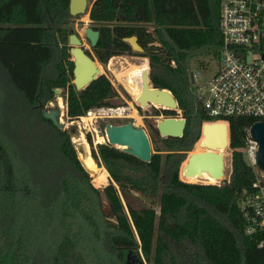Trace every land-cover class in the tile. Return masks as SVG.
I'll use <instances>...</instances> for the list:
<instances>
[{
    "label": "trees",
    "instance_id": "trees-1",
    "mask_svg": "<svg viewBox=\"0 0 264 264\" xmlns=\"http://www.w3.org/2000/svg\"><path fill=\"white\" fill-rule=\"evenodd\" d=\"M69 5L70 0H0V110L11 118L6 131L0 126V264L29 262L22 234L15 237L13 232L24 229L17 224L23 222L22 208L32 199L37 209L45 181L42 173L51 177L46 206L54 226L50 264H125L128 255L147 264H264V245L260 247L264 234L245 235L246 220L238 205L255 182L243 150L247 130L257 120L228 119L230 172L223 185L192 183L218 182L200 176L183 177L185 182L180 176L203 125L215 122L196 100L187 59L205 50L217 53L221 47V0L92 2L89 19L100 33L93 48L99 63L106 66L112 58L131 52L124 39L137 37L144 52L136 55L149 59L151 86L171 91L187 120L182 138L161 140L166 150L157 145V127L149 126L156 151L149 163L110 143L94 146L88 135L92 157L111 177L104 188L108 210L101 209L102 203L98 209L100 192L93 187L68 131L43 116L58 98L56 90H63L66 117L72 121H85L83 117L95 108H114L111 101L119 97L104 74L84 90L76 89ZM147 59L144 71L132 75L140 82L149 68ZM162 114L178 115L156 110L155 115ZM28 158L36 169L33 176L25 165ZM107 171L95 176L100 183L107 180ZM133 191L154 200L158 211L136 209L129 202L125 207L122 194L127 199Z\"/></svg>",
    "mask_w": 264,
    "mask_h": 264
},
{
    "label": "rangeland",
    "instance_id": "rangeland-1",
    "mask_svg": "<svg viewBox=\"0 0 264 264\" xmlns=\"http://www.w3.org/2000/svg\"><path fill=\"white\" fill-rule=\"evenodd\" d=\"M93 1L94 0H91L89 4V8L87 9L85 14L78 15L76 17H71L68 28L74 30L75 34L83 39L84 48H86L95 58L93 53V48L91 47L90 42L86 39V35H85L86 29L91 27L89 12ZM69 47L71 46L69 45ZM136 54H141V53L131 48V52L123 56H116L112 58L111 60H109L106 66L101 65L99 61L95 58V61L97 62V65L101 69L102 74L106 75L113 83V86L119 91V97L114 98L111 101L114 108L117 107V108L130 109L124 114L123 119L99 117L100 114H96V115L93 114L91 116L83 117L85 121H83L82 118L72 121L66 117L67 106L65 104L64 98L62 97L63 90H59L60 94L58 95L57 99L58 101L62 99L65 107V110L63 112L62 122L65 124V128H66L65 130H67L69 135L71 136L72 143L73 142L75 143V146L77 147L78 150L83 149L84 144L78 146L75 140L80 139L82 135L84 136L85 141L86 142L88 141V143H89V139H88V135H89L91 140L93 141L94 146H97L98 144H107L109 143L105 132V128L107 124L122 125L127 123H133L135 127L145 129L150 137L153 148V142L151 139V131L149 126L157 127L158 123H160L164 118H167L168 116H165L164 114L160 116L155 115L156 110H162V108H157L155 106H141V104L139 105L135 101L138 100L140 95L131 92L133 94L132 97L125 88L124 84L126 80H128L132 75H135L137 71L138 73L139 72L142 73L144 71L143 70L145 63L144 59L147 58L137 56ZM147 61H148L149 73H150L149 59H147ZM219 65L220 64H219L218 54L212 50H205L199 53L191 54L188 57L187 66L190 73H195L196 75L201 73V76L197 79V82L192 85V89L195 97L198 96L199 88H204L206 84L215 76V74L219 70ZM52 68L53 66L51 65L50 69ZM203 98L206 99V96H203ZM48 107L55 108V105L54 103L50 102ZM3 111L4 110H0V126L1 129L5 128L6 131V129H8L7 127L11 126V122H10L11 118H5L9 114L8 112H3ZM176 112L178 113V115L175 117L184 118L179 108ZM156 136H157L156 141L158 147L161 148V150H166L161 144V140L163 139V137H161L160 134ZM100 137L103 138L102 142L98 141ZM203 140L204 137L201 131L200 139L195 144L193 150L188 153L187 155L188 157L190 156L191 153H202L208 151L207 149L201 147V143L203 142ZM113 147L117 148L116 146ZM90 148L92 154L91 145ZM117 149L122 150L123 148H117ZM221 151L223 150H219V152ZM153 153H156L154 149H153ZM162 154H166V153L162 152ZM78 157H79V153H78ZM230 158H231V152L229 148L227 149V151H225L226 175L219 182H208L202 180L201 181L195 180L193 182L192 181L190 182L204 183V184L218 183L223 185L229 179ZM187 160L183 163L181 167V172L187 165ZM25 165L27 167L28 172L33 176L34 171L36 173V169H33L32 159L28 158L27 163H25ZM100 169L102 170L105 169L107 171L105 167H100ZM88 173L92 178L93 187L100 192L101 197L98 196L97 198V204H99L98 209L100 208L101 206L100 204L102 203L101 209L108 210L109 202L105 198L104 188L111 183V177L109 172H108L107 180L103 181L102 183L98 181V179L96 178L97 176L95 177L90 172ZM44 176H45V181H43L42 183L43 185L39 193V197L35 202L37 209H35V207L33 206V199H32L30 203L27 204L26 208L23 207L25 210L22 208V215L21 214L20 215L23 216V222L17 224V227H21V228L23 227L24 229L20 232L19 230L20 228H17V231L15 230V232H13L14 233L13 235L15 237H19V233L22 234L23 237L22 244L25 249V255H27L28 257L27 259L29 260V262L27 261V264H50V262L52 261L51 257L54 248L52 242L54 237V226H51L50 221L52 217L50 215V212L47 211V207H46L49 198L48 184L50 182L51 177L42 173L41 177L43 178ZM180 176L181 179L184 180L182 178V175ZM205 179H209V178L206 177ZM127 199L122 194V200L125 207L127 206L128 202L136 209L156 207V204L153 203L154 200L134 191L129 192L127 194ZM41 209L43 211H41ZM156 209L158 211V207H156ZM3 210H4L3 213H6L8 211L6 210L5 207H3ZM35 214H37V216L36 218H33V215ZM109 221L114 224L116 223V221L111 218H109ZM145 263L147 264L146 261ZM98 264H101V262H98Z\"/></svg>",
    "mask_w": 264,
    "mask_h": 264
},
{
    "label": "built area",
    "instance_id": "built-area-1",
    "mask_svg": "<svg viewBox=\"0 0 264 264\" xmlns=\"http://www.w3.org/2000/svg\"><path fill=\"white\" fill-rule=\"evenodd\" d=\"M219 29V70L204 88H199L196 100L215 119L214 123L229 127L230 118L264 121V0H221ZM200 76L201 73L195 74V83ZM118 109L95 108L87 116L123 119L124 115L119 117L116 113L106 115ZM250 130L251 127L243 152L254 170L255 182L252 190L239 198L238 205L246 220L245 235L254 236L264 234V172L258 165L259 145Z\"/></svg>",
    "mask_w": 264,
    "mask_h": 264
},
{
    "label": "water",
    "instance_id": "water-1",
    "mask_svg": "<svg viewBox=\"0 0 264 264\" xmlns=\"http://www.w3.org/2000/svg\"><path fill=\"white\" fill-rule=\"evenodd\" d=\"M95 1V0H94ZM91 0H70V15L76 17L85 14L89 8ZM86 39L90 42L92 48L97 47L100 33L89 27L85 31ZM131 48L140 53L144 49L140 46L137 37L125 38ZM70 54L74 61V85L76 89L84 90L89 84L98 79L102 74L95 58L86 53L83 42L76 35L72 34L69 38ZM191 84H195V74L190 73ZM142 90L138 102L142 106H152L159 104L163 110L177 111L179 103L171 91L166 89L153 88L149 77V68L145 70L142 78ZM60 94L59 90L55 91ZM55 108L46 107L43 110V116L50 120L59 129L65 130V124L62 122V113L58 107V99H55ZM187 126L185 118L167 117L157 125V130L165 142L169 138H182ZM106 137L112 146H123V151L138 158L143 162H151L153 148L150 137L145 129L137 128L133 123L122 125L107 124ZM251 137L259 145L258 147V165L264 172V121L256 122L251 126ZM204 138L201 147L207 149V152L191 153L187 160V166L183 169V177L203 176L209 174L218 182L225 177L226 160L225 151L230 148L229 127L224 123H205L202 129ZM219 150H223L219 152ZM81 162V160H80ZM82 164V162H81ZM84 167V165L82 164ZM85 168V167H84ZM86 170V169H85ZM87 171V170H86ZM126 264H146L145 260L137 256L128 255L125 258Z\"/></svg>",
    "mask_w": 264,
    "mask_h": 264
},
{
    "label": "bare ground",
    "instance_id": "bare-ground-1",
    "mask_svg": "<svg viewBox=\"0 0 264 264\" xmlns=\"http://www.w3.org/2000/svg\"><path fill=\"white\" fill-rule=\"evenodd\" d=\"M124 86H126V88L130 92L140 94L143 85H142V82H140L139 80H137L136 78H134L133 76H131L128 80L125 81ZM152 106H155L157 108H162L159 104H153ZM58 107L60 108L61 113H62V117H61V120H62V118H63V112L65 110L64 103H63L62 99H60L58 101ZM129 110L130 109H128V108H119L116 111H114V110L109 111L108 113H106V115H110V114L112 115V114H115L116 113V114H118L119 117H121V115L123 116ZM91 115H93V114H91ZM75 141H76V143H77L78 146H80L81 144H84L83 145L84 148L78 150L77 147L75 146V143L73 142L76 150L79 153V159L81 160V162L84 165L85 169L88 172H90L93 176H97L102 169H100V167L97 165L96 161L92 157L91 148H90V145H89L88 141L87 142L85 141V138H84L83 135L81 136L80 139H76ZM98 141L99 142H102L103 141V138L100 137ZM116 147L117 148H124L123 146H119V145H116ZM205 176L208 177L210 175L207 174V173H204L203 176H200V177L201 178H206ZM185 178H188V177H185ZM216 181H218V180H216Z\"/></svg>",
    "mask_w": 264,
    "mask_h": 264
},
{
    "label": "flooded vegetation",
    "instance_id": "flooded-vegetation-1",
    "mask_svg": "<svg viewBox=\"0 0 264 264\" xmlns=\"http://www.w3.org/2000/svg\"><path fill=\"white\" fill-rule=\"evenodd\" d=\"M78 36V35H77ZM79 37V36H78ZM80 38V37H79ZM81 39V41L83 42V39L82 38H80ZM69 45H70V42H69ZM83 46H84V44H83ZM70 49H71V47H70ZM85 50H86V53L89 55V51L85 48ZM70 51V50H69ZM73 58V57H72ZM141 94V93H140ZM208 178H212V177H210V176H208ZM131 256H135V255H131ZM126 264V263H125Z\"/></svg>",
    "mask_w": 264,
    "mask_h": 264
}]
</instances>
